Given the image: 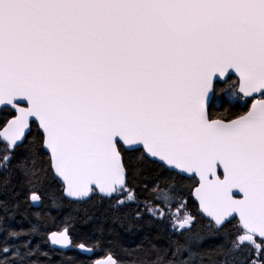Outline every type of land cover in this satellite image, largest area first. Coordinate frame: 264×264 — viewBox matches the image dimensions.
<instances>
[{
  "label": "snow or ice",
  "instance_id": "1",
  "mask_svg": "<svg viewBox=\"0 0 264 264\" xmlns=\"http://www.w3.org/2000/svg\"><path fill=\"white\" fill-rule=\"evenodd\" d=\"M0 108V264H264V0H0Z\"/></svg>",
  "mask_w": 264,
  "mask_h": 264
},
{
  "label": "trees",
  "instance_id": "2",
  "mask_svg": "<svg viewBox=\"0 0 264 264\" xmlns=\"http://www.w3.org/2000/svg\"><path fill=\"white\" fill-rule=\"evenodd\" d=\"M233 79H236L233 77ZM218 111H223V109H217ZM233 112L238 111V109L233 108ZM7 113L2 109L0 111V123L3 122L4 117ZM35 133L36 129L33 128ZM135 183L143 186L145 180L143 177L137 179ZM185 184H193V181L185 180ZM191 189H186L184 193V199L187 200L189 206H195L198 208L197 203L192 197V192L194 187ZM72 217V237L77 242H83L85 244H91L96 239H113L119 237L122 242L128 246H134L140 239V234L135 236L130 235L124 232L117 224L113 223L107 216L103 214V206L97 205L93 207L91 204H82V205H72L71 207H66L60 213H53L54 219L49 222L48 231H59L64 227L63 220L67 216ZM89 217H92L89 219ZM100 229H103L101 232ZM69 256H78L80 260L88 261L91 264L92 261L102 258L106 255L105 249L101 248L97 250L91 256H85L79 252L69 251L67 253ZM59 259V257H57Z\"/></svg>",
  "mask_w": 264,
  "mask_h": 264
},
{
  "label": "water",
  "instance_id": "3",
  "mask_svg": "<svg viewBox=\"0 0 264 264\" xmlns=\"http://www.w3.org/2000/svg\"><path fill=\"white\" fill-rule=\"evenodd\" d=\"M234 77H235V75H233ZM2 110V108H0V111ZM196 180H197V182H198V177H196L195 178ZM196 186H198V183H197V185ZM195 186V187H196ZM195 187H194V189H195ZM194 189H193V192H192V197H193V199H194V201L197 203V205H198V207H199V202H198V200H196V198H195V195H194ZM234 191H236V190H234Z\"/></svg>",
  "mask_w": 264,
  "mask_h": 264
}]
</instances>
